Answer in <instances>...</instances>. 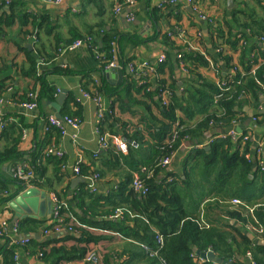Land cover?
Returning <instances> with one entry per match:
<instances>
[{
    "label": "crops",
    "instance_id": "0c3cea01",
    "mask_svg": "<svg viewBox=\"0 0 264 264\" xmlns=\"http://www.w3.org/2000/svg\"><path fill=\"white\" fill-rule=\"evenodd\" d=\"M121 1L62 0L61 4H54L50 3V0H25L22 7L25 19L14 18V23H11L8 27H0L2 31L0 34V66L4 64L7 66L4 75H0V84L5 82V91L1 96L0 106L3 112L2 106L6 104V109L11 114L25 117V121L30 125L29 128L23 131L19 146L21 152L31 153L38 149V146L47 139L50 128L56 130H53L52 133L58 132L56 128L51 126L49 119H58L56 117L58 113L63 116L62 111L69 96L72 94L74 97V102L70 105L71 116H63V118H77L81 122L80 129L76 131L70 126H65V134L58 132L60 133V140L57 145L45 146L43 154L49 148L63 153L62 159L65 161V166L62 167V172L64 174L70 172L71 175H74L64 180L60 187L67 189L66 200L75 212L87 220L91 219L86 213H83L77 201V198H80L78 194H80L81 189L86 187L95 196L106 197L117 187L120 180L122 181L129 174H132L129 160H131V163H135L138 161L136 160L137 158L145 156L146 158L141 159L142 161H148V163L153 161L154 159L148 160L151 159L150 155L152 156L149 148L156 145L153 136L158 130L159 123H163L164 118L162 116V103L159 92L153 93L152 96L148 97V91L151 90V87L147 88L144 85L146 83L142 77L131 74L126 69L105 70L104 72H100L98 69L95 70V63L91 62L90 57H92L91 53L99 57L98 48L100 46L97 48L93 47L88 43L89 40L83 41L85 42L84 47L78 50L61 53L65 44L75 38L82 39L92 33L96 34L103 26L110 35H119L118 44L115 46L117 49L115 48V50L111 51L112 57V52H116L115 59L118 63L123 62L125 65V63L132 61L136 63L148 62L158 70L159 59L163 57L165 61L169 52V58L174 61H180L179 67L175 68L173 74L170 73L169 69H166L162 74L167 82V84L163 85L171 93L169 104H172L174 94L181 97L185 95L188 87L187 81L190 78L185 64L182 60H179L182 56H178V50L184 49V45H186L187 50L199 51L210 60L207 56L208 53L212 58L210 60L211 67L199 68V73L203 76V80L217 84L220 79L213 70L216 69L213 59H218L217 51L211 41L213 31L224 24L226 26L229 25L238 32L240 30L239 24L242 21L234 20L233 17L238 12H240L238 15L242 19L250 13H254L255 16L264 19L263 0H261L263 1L262 5H260V0H232V5L229 4L228 0H197L195 6H191L188 0H135L134 4L116 15L114 11L115 4ZM0 2H3V0H0ZM1 7L3 8L0 10V17H3V20H6L7 16L12 17L9 2ZM196 9L205 14L208 20H213V22L200 19ZM41 23H43V27L40 29L38 25ZM168 35L170 37L174 36L170 42H173L178 49L172 50L164 45L165 37H168ZM127 36H137L139 42L132 44L127 39ZM154 36L155 40L149 42L148 39ZM201 41H203V46H200ZM91 42H93V39ZM99 43H101L100 39ZM262 44L264 46V43ZM28 45L31 46V49L27 47ZM89 49H92L93 52ZM239 49V47L236 50L228 49L236 60L241 54ZM37 50H42L44 56L42 59H37L38 76L46 73L44 76L47 82L56 90V93L55 100L37 102L38 109L30 112L18 102L22 97L30 95L35 80L22 77L21 69L28 67V54L35 55ZM218 65L219 68L225 70V65L222 62H218ZM55 68H63L65 70L70 68L77 73L72 76L47 73ZM118 70L122 72L121 80H119V75L116 72ZM89 71H91L90 77H86L84 73ZM109 73H115V75L107 77ZM221 73L222 75L225 74V72ZM151 79L153 78L151 77ZM158 79H160L159 73ZM203 80L200 81L201 84H203ZM151 82L157 86L158 81L152 80ZM261 85L264 88V83ZM102 86L106 87L108 91H116L117 94L112 97L103 95L99 92V87ZM143 86L147 89L143 88ZM87 89L91 91H87ZM83 91L90 92L93 95L97 94L103 99L104 107L108 110L106 115L109 114V116L106 117L105 115L102 121L101 133L122 137L121 139L127 146L126 154L119 151L112 141H110L107 150L100 149L99 136L96 133L97 126L100 123L98 117L99 108L94 100L83 97ZM63 92L67 94L61 105V110L58 112L53 103L56 102L59 95ZM214 102V106L206 110L197 104L194 110L195 116L192 121H188V126L197 127L214 112L217 113V116H220L221 110L217 109L219 108L217 104L218 98ZM78 107H80L79 116L77 113ZM112 108L114 109V114L110 115ZM262 110H264V91L259 95V102L250 97V95L245 97L240 106L235 108L237 112L236 118L229 125H217L212 121L208 130L201 137L193 141H182L179 148L172 154L170 165L166 168H161L163 170L157 176L159 183L164 181L169 184L176 181L177 187L185 193L186 197L187 195L189 196L188 199L186 198L184 205L186 210L194 218L199 219L202 225L218 227L231 232L238 229L243 232L242 235L247 236L252 241L253 245H260L261 242H264V225L254 215V211L258 206L264 207V197L256 201L258 205H252L251 202L248 203L247 201L246 203L237 192L240 186L237 181V172L232 173L233 170L227 169L223 156L200 154L199 151L202 148L210 151L211 147L207 146L209 141L213 139V142L219 141L221 139H216L218 136H228L231 132L239 140L244 136L249 137L251 141L246 142V144L242 143V141L236 142L230 138L227 139L234 144L237 143L233 149H230V154L235 153L238 146L246 147L247 155L252 159L249 173V180H252L258 166L264 169V116H259L261 114L264 115ZM178 115L182 117V112L178 113ZM10 120L17 122L18 118L12 116ZM135 134H138V143L134 140ZM142 143H144V147H141ZM132 145L134 147L130 150ZM203 145L204 147H202ZM141 150H143V153ZM130 151L131 155L126 162L124 158L129 155ZM110 152H114L119 157L115 160L111 157ZM198 154L199 156L197 157L196 155ZM44 157L47 158L46 155ZM187 159L189 160L187 161ZM41 164L45 167L43 170L45 176L34 171L35 179L22 183L13 181L9 184L7 193L0 194V227H3L6 231V236L0 237V264H6V253L13 247L18 256V259L15 258L14 260L18 264H44L40 259L23 253L21 247L14 245V243L25 237H30L32 240L37 241L45 240L46 236L43 235L44 227L52 225L55 221V205L52 201L53 193L47 188L33 185V182L42 183L45 181L44 177L56 175V169L46 159ZM18 165L26 169H32L27 159L19 158L17 161L4 162L0 168V177L11 180L13 178V170ZM82 165L87 166L86 169L89 168V175L81 176L75 174L74 168L76 166L81 168ZM141 168L143 169L144 167ZM142 169L141 172H133V180L135 177L140 178L143 173ZM227 174H232V176L227 177L220 184L217 180ZM76 177L84 178L85 183H81L75 189H72V181ZM170 178L173 180L172 182H169ZM24 185L26 186V191L37 190V195L31 199L36 201V208L34 210L27 205L25 210L22 206H19L18 208L21 210L22 215L20 214L16 218L17 212L10 207V203L15 200L20 189H24ZM86 188H83L84 191ZM242 189L240 192H242ZM250 190L251 186L247 189L249 196ZM243 193L246 192L243 191ZM261 195L262 193L259 194V197ZM7 197H10L9 201L6 205H2L1 200ZM237 200L241 204L235 205L234 202ZM234 212L241 213L247 219L246 223L238 221L233 216ZM74 220L77 222L76 225H82L77 219ZM109 220L99 218L97 223ZM25 221L44 224L41 228L39 227V231L34 235H24L20 232L19 224ZM16 227L17 231L15 232ZM258 228L263 229V233H259L257 231ZM60 229L63 234H68V229ZM106 233L107 239L94 248L99 255V259H103L104 262L105 258H113L110 262L111 264H142L137 258L140 250L143 249L140 247L141 245L112 232L106 231ZM237 240L239 241L240 237H237ZM72 245V243H67L65 246L70 247ZM249 253L246 255L237 254L236 262L229 264H252L254 259L251 253V256L248 255ZM198 258L202 262V258ZM61 264L87 263L84 261H73L62 262Z\"/></svg>",
    "mask_w": 264,
    "mask_h": 264
},
{
    "label": "trees",
    "instance_id": "16d2710c",
    "mask_svg": "<svg viewBox=\"0 0 264 264\" xmlns=\"http://www.w3.org/2000/svg\"><path fill=\"white\" fill-rule=\"evenodd\" d=\"M263 1L260 0V5H262ZM8 2L12 17L7 16L8 18L6 20L0 17V27L2 28L8 27L11 23H14V18L19 20L22 18L25 19V13L22 10L25 0H3V2H0V10L3 8L1 6ZM262 9L264 8L262 7ZM238 13L233 16L234 20L242 21V23L239 24L240 30L238 32L229 25L226 26L222 24V26H218L212 33L211 41L213 42V47L217 51L219 59H213L214 66L216 67V69L213 70L220 79L219 83H208L206 80H203V76L199 73V68L211 67L210 60L212 58L208 53L207 56L210 60L199 51L187 50L186 45H184V49L178 50V56H182L179 60H182L185 64L189 71L190 78L187 81L188 87L183 97L174 94L172 104H168L167 106L162 105V116L164 120L163 123H159L158 130L153 136L156 145L149 148L152 156L150 155L151 159L148 160H154L149 161V163L148 161H142L141 159L146 158L145 156L137 158L136 160L138 161L135 163H131V160H129L132 167V174H129L122 181L120 180L117 187L106 197L95 196L86 187H83L86 189L84 191L82 188L80 194H78V197H80L77 198L78 206L91 220L84 219L75 212L70 203L66 200L67 189L65 190L60 187L64 183V180L74 175H71L70 172H66L65 174L62 172L65 161L62 157L59 158L53 155H49L47 158L44 157V147L52 144L57 145V142L60 140L59 131L57 130L58 132L54 134L52 132L56 130L50 128L47 139L38 146V149L31 153L21 152L19 146L21 144L23 131L29 128L30 125L25 121V117L11 114V112L6 109V104L2 106L3 128L0 130V168L4 162L17 161L19 158H24L27 159L29 166L35 173L45 176L43 173L45 167H43L41 163L46 159L49 164L54 165L56 175L44 177L45 181L40 184L36 181L33 182V185L49 189L50 192L58 196L62 203V209L59 210L58 217L55 218L54 223L44 227L43 235L46 236L45 240L37 241L31 239L28 245L19 246L22 248L23 253L40 259L44 264L84 261L85 258L94 251L95 246L107 239V231L125 239L132 240L141 246H147L150 251L146 252L142 249L137 257L142 264H210L208 262L202 263L194 252V249H197L200 253L212 251L218 258L228 263L236 262L237 254L246 255L250 252L255 264H264V246L253 245L252 241L247 236L242 235L243 232L238 229H235L236 232H231L218 227H207L202 225L199 219L194 218L186 210L184 205L186 198L188 199L189 196L187 195L186 197L185 193L177 187L176 181L166 184L164 181L159 183L157 180L158 174L163 170L158 167L159 162L163 158L170 156L171 153H174L177 148H179L182 141H193L201 137V135L208 130L209 124L212 123V121L217 125H229L231 121L236 118L237 112L235 108L240 106V103L245 97L250 95V97L259 102V95L264 91L261 85L264 83V46L263 44L261 45V43H264V19L255 16L254 13L244 16V19H242L239 17ZM38 27L41 29L43 23L38 25ZM101 32H103V34H101ZM1 33L2 31L0 30V34ZM127 37L132 44L139 42L137 36ZM173 37L174 36L170 37L169 35L165 37L166 40L164 44L167 48L172 50L178 49L173 42H170ZM118 38L119 35H110L102 26L96 34L92 33L88 37L82 39L75 38L76 40L74 39L65 45L72 44L77 40H89L88 43L93 47L97 48L100 46L98 52L106 55V60L110 61L112 58L111 51L115 50V46L118 44ZM92 39L93 42H91ZM99 39L101 43H99ZM121 39L123 40V38ZM152 40H155V36L148 39L149 42ZM200 46H203V41H201ZM238 47L240 48L241 54L236 60L228 49L236 50ZM89 50L92 51V49ZM91 55L92 57H90V59L92 63H95V70L98 69L100 72H104L107 63L100 61V58L96 56V54L91 53ZM169 55L168 52L165 61L158 65L157 73H159L160 79H154L158 81L157 86L151 82L153 79L149 77L143 78L146 83L144 85L147 88L151 87V90H149L150 92L148 91V97L150 95L152 96L153 93L159 92V88L163 84H167L162 76L166 69H169L171 71L170 73L173 74L175 68L179 67L180 61H174L168 57ZM42 58H44L42 50H37V54L35 55H31V53L28 54V67L21 69V76L35 80L33 90L30 92L33 97H30V95L24 96L18 104L33 102L42 103L43 100H55L56 90L47 82L44 76L46 73L38 76L37 59ZM218 62H222L225 65V70L219 68ZM120 64L124 65L123 62H120ZM6 68V64L0 66V75H4ZM221 72H225V74L222 75ZM47 73L72 76L77 72L70 68L67 70L55 68ZM90 73L91 71L85 72L84 74L88 77ZM201 80H203V84L200 83ZM4 84L5 82L0 84V102L2 100L1 96L5 91ZM221 84H226V91L221 92ZM145 86H143V88H146ZM85 88L84 90H86ZM87 91L91 90L87 89ZM99 92L110 97L117 94L116 91H108L104 86L99 87ZM220 94L221 97L217 102L219 108L217 109L221 110V115L217 116V113L214 112L197 127L192 128L188 126V121H192L195 116L194 110L197 104L204 107L205 110L211 109L214 106V100ZM73 102L74 97L71 94L63 108V116H71L70 105ZM79 111L80 107H78V116L80 114ZM181 112L182 117L178 115V113ZM113 114L114 109L112 108L110 115ZM12 116L18 118V121L12 122L10 120ZM107 116H109V114L106 115V117ZM259 116L263 117L264 115L261 114ZM175 133H177V139L172 141ZM134 140L138 143V134H135ZM236 144L232 143L229 139L219 140L211 144L210 151H206L205 148H202L199 152L200 154H210L211 156L218 155L221 157L222 155L227 169L233 170L232 173L237 172V181L240 184L237 192L240 194V198L245 202H251L252 205H258L256 201L264 197V169L258 166L256 173L253 174V179L249 180L252 159L246 157V147L242 148L238 146V149L235 150L236 152L230 154V149H233ZM133 147V145L130 146V150H132ZM141 147H144V143H142ZM141 152L143 153V150H141ZM110 155L115 160L119 157V155L117 156L114 152H110ZM130 155L131 151L129 155L124 158L126 162ZM196 156L198 157L199 154ZM188 160L189 159H187V161ZM86 167L85 165L81 166V176L89 175L90 170L89 168L86 169ZM141 167L146 169V172L140 175V179L148 189L146 195L139 194L132 186L133 172H141ZM148 172H153V177L149 178ZM230 176H232V174L224 175L217 181L222 184L225 179ZM0 179V194L7 193L8 186L13 181L23 182L14 178V176L11 180L1 177ZM249 186H251L250 196L247 192ZM241 189L242 192H240ZM243 191L246 193H243ZM261 193L262 195L259 197ZM9 198L10 197L3 198L1 200L2 205H6ZM119 212L121 213L120 219H117L115 216ZM254 215L255 218L264 225V207L258 206L254 211ZM233 216H235L238 221L244 224L246 223L247 219L243 217L241 213L234 212ZM99 218L110 220L97 223ZM74 219H77L82 225H76L77 222ZM43 224L44 223L39 222H21L19 224L20 232L24 235H34ZM57 227L64 229L71 228L72 230H64L67 231L68 234H63V232L58 234L54 232ZM92 229H97V231H93ZM99 230L105 231V233ZM158 235H161L163 238V244L160 249L157 243ZM237 237H240L239 241ZM67 243H72L73 245L70 247L65 246ZM154 250H159L158 258L150 257L151 251ZM16 254L17 252L14 250V247L11 248V250L6 253L5 263L18 264L17 261L14 260ZM111 260H113V258H105L104 262L103 259H99L97 264H111Z\"/></svg>",
    "mask_w": 264,
    "mask_h": 264
},
{
    "label": "built area",
    "instance_id": "2783aa9c",
    "mask_svg": "<svg viewBox=\"0 0 264 264\" xmlns=\"http://www.w3.org/2000/svg\"><path fill=\"white\" fill-rule=\"evenodd\" d=\"M171 1H173V0H171ZM61 2H62V0H54V1L50 0V3H54V4H61ZM188 2L191 6H195L197 0H188ZM134 3H135V0H122L121 2L116 3L115 9H114L115 14L118 15L123 9L128 8L129 6H131ZM197 14H198L200 19L208 20L207 16L205 14H202L200 11H198ZM208 21H210L211 23L213 22V20H211V19H209ZM84 45H85V42H83L81 40H77V41L73 42L72 44L65 45L61 53L73 52L75 50H78V49L84 47ZM112 54H113V57L111 58L110 61L106 60V55L99 54L101 61L104 63L105 62L107 63L105 70L126 69L127 71H129V73L135 74V75L140 76L142 78H147V77L151 78L152 77L153 80L158 78V73H157L156 68L154 66L150 65L148 62L136 63V62L132 61V62L125 63V65H121L115 59L116 52L113 51ZM163 61H164V58L162 57L161 59H159L158 63H162ZM220 88H221V92H224L227 90L226 84H221ZM221 94L216 97V98H218V101L221 97ZM82 95L85 99L94 100V102L97 104V106L99 108L98 117H99V121L101 124L99 123V125L97 126L96 133L99 136L100 149L101 150H107L109 148L110 141H112V143L117 147V149L119 151H121L123 154H126L127 153V146H126L125 142L121 139V137L101 133L100 128L102 125V121L104 120V117L108 111L104 107L103 99L97 94L93 95L90 92H86V91H83ZM159 95L161 98L162 105L167 106L170 103V97H171V93L168 90V88L166 86L162 85L159 88ZM30 97H33V95L30 94ZM21 106L30 112H34L35 110L38 109L37 102L24 103ZM2 115H3V112H2V108L0 106V130L3 128ZM49 123L51 124L52 127L56 128L61 134L66 133L65 126H70L76 131H78L80 129V126H81L80 120H78L77 118H72V117H65V118H63V120H58L56 118H50ZM227 138H230L236 142L242 141V143H245V144H246V142L251 141V139L247 136L241 137V139L239 140V139H237L236 135L233 132H231L228 136H218L216 139L225 140ZM176 139H177V133H175L173 135L172 141H175ZM213 140L209 141L207 146L210 147L211 144L213 143ZM202 147H204V145ZM172 154L173 153H171L170 156L163 158L159 162L158 167L166 168L167 166H169L171 163V160H172ZM44 155H46V156L53 155V156H57L59 158L63 157V153L61 151L54 150L53 148L46 149L44 151ZM246 157L249 159L248 155ZM142 171L146 172V169L143 168ZM74 172L76 175H80V167L76 166L74 168ZM13 176H14V178H16L20 181H23V182H28L30 180L35 179L34 178L35 174H34V171L32 169H26L25 167H22L19 165L14 168ZM148 177L149 178L153 177V172H148ZM172 181L173 180L170 178L169 182H172ZM132 186H133L134 190L141 195H146L148 193V189L146 188L144 182L139 177H135V179L132 182ZM52 201L55 205V218H57L59 210L62 209V203H61L60 199L58 198V196H56L55 194H52ZM234 204L239 205V204H241V202L239 200H237L234 202ZM119 215H121L120 212L117 213L116 218L119 217ZM71 230H72L71 228L68 229V231H71ZM16 231H17V227L15 228V232ZM257 231L259 233H263V229H261V228H258ZM62 232L63 231H61V229L59 227H57L55 229V233H62ZM4 236H6V231L4 230L3 227H0V237H4ZM30 241H31L30 237H25V238L21 239L20 241H17L16 243H14V245L26 246L30 243ZM157 243L159 244V249H160L162 244H163V238L161 236L157 237ZM142 248L146 252L150 251V249L147 246L142 245ZM248 255L251 256L250 253ZM158 256H159V250L151 251L150 257L158 258ZM15 258L18 259V256L15 255ZM85 261L90 262L91 264H97L99 261V257H97L96 254H89L87 256V258L84 260V262ZM202 262H205V261L202 260ZM252 264H255V263L253 262Z\"/></svg>",
    "mask_w": 264,
    "mask_h": 264
},
{
    "label": "water",
    "instance_id": "95a60500",
    "mask_svg": "<svg viewBox=\"0 0 264 264\" xmlns=\"http://www.w3.org/2000/svg\"><path fill=\"white\" fill-rule=\"evenodd\" d=\"M229 4L232 5L233 1L228 0ZM28 48L31 49V46H27ZM115 72V71H114ZM117 75H119V80H121L122 72L120 70L116 71ZM115 75V73H109L107 77H111ZM66 92H63L62 94L59 95L57 98L56 102L53 103V106L56 108V110L59 112L61 110V105L64 102V99L66 97ZM264 112V110H262ZM58 119L62 120L63 116L60 115V113L57 114L56 116ZM85 183V179L82 177H76L72 181V189H75L79 184ZM24 189H20L19 193L17 194L16 198L14 201L10 203V207L17 212L16 218L20 216L21 210H19V206H22L26 210L27 205L30 206L35 210L36 208V201H32V197H35L38 192L37 190L31 189V190H25L26 186H23ZM253 239V238H252ZM260 243V242H259ZM260 245H264V242H261ZM194 251L197 253V256L202 258L204 261H208L212 264H229L228 262L222 261L220 258H218L213 252H208V253H200L199 251L195 250Z\"/></svg>",
    "mask_w": 264,
    "mask_h": 264
},
{
    "label": "rangeland",
    "instance_id": "374dc122",
    "mask_svg": "<svg viewBox=\"0 0 264 264\" xmlns=\"http://www.w3.org/2000/svg\"><path fill=\"white\" fill-rule=\"evenodd\" d=\"M116 217V216H115ZM119 217H120V215H119ZM119 217H117V218H119ZM100 231V230H99ZM100 232H104V231H100ZM141 248H142V246H140ZM91 254H96L97 255V257H99V255L95 252V250L93 251V252H91ZM87 258V257H86ZM85 258V259H86ZM87 264H91L90 262H87V261H85Z\"/></svg>",
    "mask_w": 264,
    "mask_h": 264
},
{
    "label": "clouds",
    "instance_id": "9594fccd",
    "mask_svg": "<svg viewBox=\"0 0 264 264\" xmlns=\"http://www.w3.org/2000/svg\"><path fill=\"white\" fill-rule=\"evenodd\" d=\"M93 231H97V229H92Z\"/></svg>",
    "mask_w": 264,
    "mask_h": 264
}]
</instances>
